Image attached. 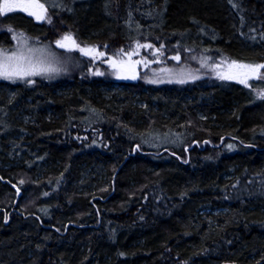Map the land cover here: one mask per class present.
<instances>
[{
    "label": "trees",
    "instance_id": "trees-1",
    "mask_svg": "<svg viewBox=\"0 0 264 264\" xmlns=\"http://www.w3.org/2000/svg\"><path fill=\"white\" fill-rule=\"evenodd\" d=\"M82 3L49 7L50 30L5 14L0 45L67 27L96 32L103 58L139 37L264 65V0ZM1 87L13 95L0 100V264H264V98L251 89L86 76ZM9 143L24 144L23 165L6 166Z\"/></svg>",
    "mask_w": 264,
    "mask_h": 264
},
{
    "label": "rangeland",
    "instance_id": "rangeland-1",
    "mask_svg": "<svg viewBox=\"0 0 264 264\" xmlns=\"http://www.w3.org/2000/svg\"><path fill=\"white\" fill-rule=\"evenodd\" d=\"M29 1L34 2V5H43V7L35 6L33 10L28 9L26 4ZM5 2L6 0H0V18L14 11H20L31 18L30 13L39 8L36 16L31 19L34 23L41 24L49 30L54 25L49 7L61 8L64 2L75 3L74 5L77 7L83 4V0H7V3L12 5V9L8 10L5 7ZM63 28L61 33L53 31L54 36L48 40L33 39L23 34H15L8 46L0 45V82L26 83L33 86L37 79L55 83L68 82L73 77L86 76V78L94 77L95 79L107 77L128 84L139 83L145 87L165 85L181 87L197 81L217 84L229 81L239 84V80L230 78L228 74L234 73L236 70L255 67L249 64L235 63L222 55H204L197 50L187 47L179 48L177 45L166 47L161 40L139 37L126 41L124 45L117 44L116 46L110 42L105 48L111 57L103 58L101 56L102 51L94 43L89 42L93 39L94 34L96 35V32H90L87 37L82 38L77 36L75 32H71L69 28ZM128 35L132 38L133 34L129 33ZM65 37H69V39L66 40ZM58 42L63 47L58 46ZM82 49L91 51L85 54ZM131 51L140 52L138 58L141 61L136 76L126 78L121 73L114 71L112 66L114 63L124 62L125 55L123 53H131ZM115 87L116 84L112 86L111 90ZM248 88L257 97L264 98V70L258 73L256 80L250 78ZM12 95L11 88L1 87L0 100L3 99L5 103H11ZM15 109L16 106H13L12 110ZM25 111H27L26 108L18 111L19 118L30 121L29 115ZM148 135L171 134L150 133ZM182 139L178 138L172 143L180 146L183 142ZM163 144L162 141L155 139L150 143V146H162ZM23 145L20 144L19 146L18 143L7 144L6 166L14 167L24 164L25 152L21 149ZM34 158L31 157V159ZM33 167L37 172L42 169L39 162H35Z\"/></svg>",
    "mask_w": 264,
    "mask_h": 264
},
{
    "label": "flooded vegetation",
    "instance_id": "flooded-vegetation-1",
    "mask_svg": "<svg viewBox=\"0 0 264 264\" xmlns=\"http://www.w3.org/2000/svg\"><path fill=\"white\" fill-rule=\"evenodd\" d=\"M35 6H36V4H35ZM38 10H39V8H36L35 12L33 11V13L31 14V18H33V17L36 16V13L38 12ZM139 53L132 52V51H131V53H125L124 52L123 53L125 55V58H123L124 59V62H120L118 64H115L114 63V66H112L113 67V70L116 71V72H118V73H121L126 78L136 76V71H137V68H139V63L141 61L140 58H138ZM134 58L136 60H132L131 61V59H134ZM251 71H252V69H241V70H238V71L236 70L234 73L228 74V76L230 78L239 80V82H240L239 85L248 87L249 86L250 78H252L251 77ZM252 80H254V79L252 78ZM113 81H116L117 82L119 80L113 79ZM113 83H115V82H113ZM160 87H158V88H160Z\"/></svg>",
    "mask_w": 264,
    "mask_h": 264
},
{
    "label": "water",
    "instance_id": "water-1",
    "mask_svg": "<svg viewBox=\"0 0 264 264\" xmlns=\"http://www.w3.org/2000/svg\"><path fill=\"white\" fill-rule=\"evenodd\" d=\"M26 6L28 7V9H31V10L35 9L34 2H32V1H29V2L26 4ZM260 66H262V65H260ZM262 68H263V67H258V66H256V67H254V68L252 69V71H251V77H252L254 80L257 79V77H258V73L262 70ZM192 145H196V142H194ZM192 145H191V146H192ZM191 146L186 147L185 150L190 149ZM135 148H136V147H135ZM18 196H19V194H17V197H18ZM222 264H235V263H233V262H225V263H222Z\"/></svg>",
    "mask_w": 264,
    "mask_h": 264
},
{
    "label": "snow or ice",
    "instance_id": "snow-or-ice-1",
    "mask_svg": "<svg viewBox=\"0 0 264 264\" xmlns=\"http://www.w3.org/2000/svg\"><path fill=\"white\" fill-rule=\"evenodd\" d=\"M5 7H6L8 10H11V9H12V5H9V4L7 3V0H6V2H5ZM36 7H43V5H36ZM30 14H32V13H30ZM65 39L67 40V39H69V37H65ZM58 46L63 47V45H62V44H59V42H58ZM82 51H84L85 54H88V51H91V50H83V49H82ZM258 67H264V65H262V66H258Z\"/></svg>",
    "mask_w": 264,
    "mask_h": 264
},
{
    "label": "bare ground",
    "instance_id": "bare-ground-1",
    "mask_svg": "<svg viewBox=\"0 0 264 264\" xmlns=\"http://www.w3.org/2000/svg\"><path fill=\"white\" fill-rule=\"evenodd\" d=\"M108 58V57H107ZM260 66V65H259ZM256 67V66H255ZM263 69V68H262Z\"/></svg>",
    "mask_w": 264,
    "mask_h": 264
}]
</instances>
